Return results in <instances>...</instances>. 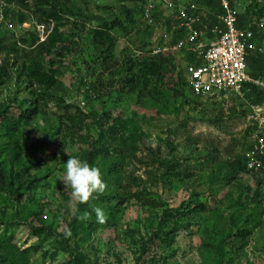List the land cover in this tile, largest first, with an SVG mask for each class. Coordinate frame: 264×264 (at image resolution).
Instances as JSON below:
<instances>
[{"label": "rangeland", "instance_id": "374dc122", "mask_svg": "<svg viewBox=\"0 0 264 264\" xmlns=\"http://www.w3.org/2000/svg\"><path fill=\"white\" fill-rule=\"evenodd\" d=\"M34 2L7 0L0 20V40L5 44L32 34L41 43L56 25L38 22ZM153 3L169 14V4ZM137 5V0H69L76 15H64L60 31L77 44L63 58L57 53L47 56L55 64L59 86L47 105L40 103L34 119L21 118L17 137H9L7 127L39 103L27 78L16 76L13 62L21 58L9 50L0 54V67L9 57L12 74L0 84V164L8 174V179H0V264H66L70 256L80 257L84 264H217L219 255L212 245L222 241L228 252L225 264H264V172L233 165L258 122L252 118V97H195L182 84L192 63L183 51L174 53V76L181 78L179 96L174 91L159 96L144 89L134 93L120 82L111 96L105 94L109 87L97 96L87 93V85L98 77L106 83L111 77L102 68L107 45L94 36L99 27L95 17L124 19L125 9L136 12ZM110 6L113 10L108 12ZM22 15L26 19L21 21ZM67 18L79 21L80 28L66 23ZM135 19L126 31L112 33L116 80L126 78L125 64L152 50L166 30L160 22L150 34L140 15ZM259 40L264 48V30ZM263 87L259 89L264 94ZM92 114L100 116L102 126ZM118 119L128 130L138 131L137 145L125 159H119L109 134ZM96 151L108 152L107 161L122 172V188L105 181V193L131 187L159 206L133 199L119 204L115 199L117 207L107 210L108 220L87 233L73 230L71 189L58 177L72 156L99 168L103 156ZM196 202L206 209L189 211ZM160 231L167 238L164 242L155 236ZM243 231L247 235H239ZM66 233L69 238L61 236Z\"/></svg>", "mask_w": 264, "mask_h": 264}, {"label": "trees", "instance_id": "16d2710c", "mask_svg": "<svg viewBox=\"0 0 264 264\" xmlns=\"http://www.w3.org/2000/svg\"><path fill=\"white\" fill-rule=\"evenodd\" d=\"M12 1V0H10ZM24 4L26 0H19ZM135 1V0H133ZM137 11L135 12L133 9L126 8L124 11V19L118 16H114L111 20H107L102 17H95L99 22V27L96 29L94 36L96 38H103L104 43L107 45V49L105 50V57L101 60L103 65V70L106 74H110L109 81L110 83H106L103 81L101 77H98L97 81L93 82L92 85H87V93L92 96H97L101 91L106 89V95L111 96L112 89L117 84V82L121 83V86L130 87L132 92H136L140 89L148 90L154 96L165 95L170 91H174L176 96H179L180 93L177 91V86L180 85L181 78L178 77L175 79L174 73L176 69V56L172 52L171 54L160 53V54H152V51H146L138 55L137 59H130L128 63L125 64L126 71H129L126 78L115 79V69L113 64H115V39L112 36L113 31H126L128 29L127 26L130 24H135L136 15H140L141 17V4L142 0H137ZM140 1H142L140 3ZM232 6L239 8L244 11L239 14L240 23L239 25H244L243 21L249 19L250 16H262L264 15V0H230ZM69 0H35V14L38 18V22L44 26H50L51 23L56 22V25L52 28L51 32L48 33L47 38L37 44V37L32 34L30 37H23L19 41H15L10 44H5L3 40H0V54L9 50V53H14L16 59L21 58V61L17 63L13 62L14 67H16V76L22 81L27 78L28 83L27 86L31 88V92L35 94L37 97V102L39 105L36 108L27 109L22 111L19 118H15L16 121L13 123V126L7 127L6 134L9 137H17L21 133V118L22 119H34L38 112L41 110L40 103L48 104V100L52 98L54 95L52 94L53 90L59 86L58 82V72L54 67L53 61H49L47 56L57 53L60 57H64V55L72 49V45H76L77 43L71 40L69 37H66L61 30V21L64 15H76V13L68 7ZM202 10H206L212 22L214 21V16L222 12L221 7L218 1L215 0H200L199 1ZM113 10V7H108V12ZM176 12L171 11L169 14H165L163 10L159 9L155 4V9L153 11V17L156 19V24L158 25L160 22L165 26L166 30H171L172 25L175 21ZM26 19L22 15V20ZM66 23H72V25L76 28H80L79 21L75 19H65ZM156 24L148 25L147 28H150L148 32L152 34V29L155 28ZM150 26V27H149ZM264 30V28H263ZM262 30V32H263ZM147 31V30H146ZM261 34V33H260ZM258 35L256 42L260 44ZM184 32L178 31L173 39L172 43L178 41L179 38L183 37ZM27 47H24V46ZM260 46V45H259ZM190 60L193 62L192 56ZM116 65V64H115ZM10 66V58L5 57L0 67V84L5 83L10 76L12 75L9 71ZM135 69V73L132 71ZM264 71V56L262 53H255L249 59V73L254 78H262V74ZM103 75V74H102ZM105 75V74H104ZM185 81L182 83L185 87L189 88L188 79H184ZM249 90L245 91L248 99L252 97L253 99L250 101V107L255 105H260L263 101L264 94L260 88V86L256 84H249ZM196 97V96H195ZM200 98V97H197ZM71 106V105H69ZM66 106V107H69ZM94 118V122L99 126H102L103 123L101 121L100 116L92 114ZM75 124H79L75 121ZM116 125L109 129V134L112 140L115 142V147L119 149V159H125L128 152H130L133 147L137 145L136 138L138 137V131L136 129L128 130V126L122 119L116 120ZM257 125L253 126L251 129L256 128ZM250 133V131H249ZM248 138V137H247ZM247 141V140H246ZM248 145V142H246ZM247 148V147H246ZM136 151V150H135ZM134 151V153H135ZM245 151L242 154L236 155L233 160V165L242 171H249L247 169V160L245 157ZM97 156H103L101 159V165L99 167L102 177L104 181H108L110 183V187H116L118 189L122 188L123 180H122V172L118 171V167L116 163L112 161H107L106 156L108 152L104 154L101 151L95 152ZM91 165V164H90ZM95 166V165H94ZM6 168L0 164V179L3 177L5 180L8 179V174H6ZM129 187V186H128ZM115 199H120V203L130 202L133 200H147L143 194L140 192H133V189L126 188L122 193H105L99 195L98 198L91 199L86 204L78 205V212L73 216L72 222L70 226L73 230H80L83 233H87L86 231L91 228V230L97 226L99 223L97 221L95 212L93 208L100 207L105 215L107 214V210H111L112 207H117L114 204ZM147 204H153L159 206L154 200L146 201ZM103 203L106 205V208L102 207ZM118 204V205H119ZM110 208V209H109ZM206 209V205L203 203L196 202L189 211L197 212L203 211ZM85 213L90 214L88 219L80 220L77 219L76 216H83ZM109 216L106 217L108 220ZM239 235H247L246 231L239 233ZM69 238V234L66 233L61 235ZM155 236L161 240L162 242L166 241L167 238L161 235V231L156 232ZM87 239V238H86ZM170 244V241H167ZM212 247L216 250L219 255V259L217 264H225L228 252L225 246V241L219 243V245H212ZM69 253V252H68ZM66 264H84V260L80 257L76 256L72 258L69 257V260Z\"/></svg>", "mask_w": 264, "mask_h": 264}, {"label": "built area", "instance_id": "2783aa9c", "mask_svg": "<svg viewBox=\"0 0 264 264\" xmlns=\"http://www.w3.org/2000/svg\"><path fill=\"white\" fill-rule=\"evenodd\" d=\"M142 2L141 19L147 25L156 24L153 17L155 0ZM175 11L171 30H164L162 38L152 48V54L185 52L193 62L186 67L189 90L196 97L243 96L249 84L263 87L260 78L249 73V59L253 53H263L256 42L264 28V15L250 16L239 25V14L244 11L232 6L230 0L219 2L222 12L210 19L202 10L200 0H161ZM7 0H0V20L7 8ZM158 25L156 24V27ZM44 29V26H43ZM183 31V37L172 43L174 35ZM264 88V87H263ZM257 127L250 132L245 157L247 169L264 172V98L260 105L251 107Z\"/></svg>", "mask_w": 264, "mask_h": 264}, {"label": "clouds", "instance_id": "9594fccd", "mask_svg": "<svg viewBox=\"0 0 264 264\" xmlns=\"http://www.w3.org/2000/svg\"><path fill=\"white\" fill-rule=\"evenodd\" d=\"M58 180L62 181L65 187L71 189L69 207L73 215L78 212V205L98 198L99 195L104 194L107 187L100 169L76 156L67 159L65 171L62 176L58 177ZM93 211L98 222L103 223L106 220L105 213L100 207L93 208ZM89 215L85 213L83 216L77 215L76 218L84 220L88 219Z\"/></svg>", "mask_w": 264, "mask_h": 264}, {"label": "crops", "instance_id": "0c3cea01", "mask_svg": "<svg viewBox=\"0 0 264 264\" xmlns=\"http://www.w3.org/2000/svg\"><path fill=\"white\" fill-rule=\"evenodd\" d=\"M168 31V30H167Z\"/></svg>", "mask_w": 264, "mask_h": 264}]
</instances>
